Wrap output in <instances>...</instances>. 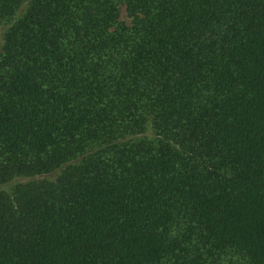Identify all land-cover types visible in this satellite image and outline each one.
Returning a JSON list of instances; mask_svg holds the SVG:
<instances>
[{
    "label": "trees",
    "instance_id": "16d2710c",
    "mask_svg": "<svg viewBox=\"0 0 264 264\" xmlns=\"http://www.w3.org/2000/svg\"><path fill=\"white\" fill-rule=\"evenodd\" d=\"M1 26L0 184L28 180L0 264H264V0H0Z\"/></svg>",
    "mask_w": 264,
    "mask_h": 264
},
{
    "label": "rangeland",
    "instance_id": "374dc122",
    "mask_svg": "<svg viewBox=\"0 0 264 264\" xmlns=\"http://www.w3.org/2000/svg\"><path fill=\"white\" fill-rule=\"evenodd\" d=\"M120 19L126 21L127 23L130 22V18L127 16V13L125 11V7L123 5L120 6ZM3 26L0 27V36H1V32L3 30ZM60 170H57L49 175H45L43 176V178H46V179H49V180H53L57 177V175L59 174ZM28 178H18V179H14L10 182H7V183H4V184H0V188H2L3 190L9 192L12 187L17 184V183H20V182H25L27 181ZM229 259H232V260H238V257L236 254H228L227 258H225V261L228 262ZM225 262V263H227Z\"/></svg>",
    "mask_w": 264,
    "mask_h": 264
}]
</instances>
